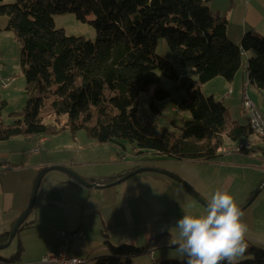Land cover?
Instances as JSON below:
<instances>
[{
  "label": "trees",
  "instance_id": "trees-1",
  "mask_svg": "<svg viewBox=\"0 0 264 264\" xmlns=\"http://www.w3.org/2000/svg\"><path fill=\"white\" fill-rule=\"evenodd\" d=\"M64 14L90 24L96 41L57 29L54 17ZM3 16L20 46L28 100L23 112L13 114L17 120L12 125L2 121L7 103L0 102V142L84 130L98 144L130 143L139 155L156 152L175 161L208 163L222 156L224 134L238 143L253 134L250 124L231 121L227 108L206 98L201 87L216 78L232 82L243 67L244 54L252 52L249 77L264 90V37L247 33L239 45L231 42L227 20L214 15L203 0H16L0 5ZM161 39L197 78L192 81L196 88L178 104L180 112L190 115L176 126L178 132L139 117L140 97L151 86L157 87L150 98L155 112L156 100L170 97L158 72L173 81L178 77L174 65L156 54ZM46 105L54 123H44ZM166 237L151 238L147 248ZM143 252L132 244L110 245V254L94 264H133ZM246 254L251 258L237 264H264L263 249L248 247ZM163 261L160 264H187Z\"/></svg>",
  "mask_w": 264,
  "mask_h": 264
},
{
  "label": "rangeland",
  "instance_id": "rangeland-1",
  "mask_svg": "<svg viewBox=\"0 0 264 264\" xmlns=\"http://www.w3.org/2000/svg\"><path fill=\"white\" fill-rule=\"evenodd\" d=\"M15 2L16 0H3L0 2V5L12 4ZM54 21L56 28L63 29L66 35L69 37H83L93 42L96 41L97 34L94 28L88 23H83L79 21L76 18V16L73 14H64V15L55 16ZM0 27L2 30L0 31V66L4 67V69L0 71V102L4 101L7 103L6 108L1 113V119L2 121H4L6 125H12L15 122V120H17L16 116H13V114L15 113L20 114L21 112H23V110L26 107L28 100L27 90H26L27 85L20 62V56H21L20 46L18 42L15 40V36L12 33V31L7 30L8 27L7 17L5 16L0 17ZM227 37H228V33H227ZM230 39L234 40L233 35H230ZM156 54L160 58L174 65L178 73V77L175 81H173L170 80L168 77H166L163 73L158 72L160 79L162 81V87L170 94V97L164 101L156 100L155 106L159 110V112H155L154 111L155 109L152 107V105H150L151 103L150 98L154 95L157 87L151 86L149 90L147 92H144L140 97L139 117L147 121H151V120L154 121V123H156V125L160 128H166L168 130L178 132L176 126L177 125L180 126L182 124V120L190 118V115L187 112H180L178 110V104L186 100L188 98V92L196 88L192 86V81H195L197 78L192 71L187 70L182 66L180 58L173 54L166 39H161L158 42ZM243 61L244 62L248 61L247 57H245V54L243 56ZM245 68L246 65L244 64V66L241 68V70L238 73L241 79L245 75H247L244 79H242L241 81L242 83H238L236 85V83L235 82L233 83V81L229 82L224 78H216L211 80L209 83L205 84L204 87L202 86L201 91L206 98H214L216 101L221 102L227 108L228 118L231 121H236L242 125L250 124V127L253 131V134L250 135L249 138L239 143L234 142L230 138H228L227 137L228 134L227 135L224 134L221 141V148L219 150V153L223 156L233 154V156L231 157V159L228 160V162L229 163L233 162V165H237L236 169L233 168L232 171V170H228V168H225L223 172L225 174L231 173L235 177V180L233 181V186L229 189L228 192L234 197L235 202L237 203L240 211L243 214L242 222L245 223L248 228V231L245 234V240L247 242L248 247H256L262 243H258L254 241L255 244H253L250 240L260 238V240L263 241L264 239V234L262 232L261 233L256 232L253 226L254 223L253 212L255 210H257L258 212L261 209L262 204L264 203L263 201L264 200V133H262L261 131L255 133V131L253 130L251 123V113L250 110L248 109V104H245L246 100L248 99L245 94H247V96L251 99L248 100L252 102V110L264 117V90H260L256 86V84H254L251 81L249 77V73L244 70ZM177 81L180 83L177 84L176 83ZM221 81H225L227 83L228 88L233 87L228 91L226 95L224 93L227 91L228 88L226 87L225 89L224 84ZM254 90L257 92L256 96ZM45 107L46 108L43 113V117L45 119L44 123L45 124L54 123V119H52L54 118L53 117L54 115H50L47 105ZM61 123L64 124L65 120L62 119ZM59 126L61 127V125ZM31 138L36 139L34 145L33 142L29 140ZM44 138H46L47 141L52 139L55 140L54 143L52 144V148L55 149L62 148L63 151L57 153L60 155L65 154V150L69 148H72L73 150L80 149L81 148L80 146L87 148V151L82 152L80 156L77 157L76 159L77 163H89V162L97 163L98 160L103 162L110 160L112 162L113 159H116L118 162L121 163L126 158H128L126 160L148 162L146 163V165L149 167L143 166V167H136L135 169H130V170L124 169L126 171L120 174L119 175L120 177L115 180L118 184L121 182L124 183L134 182L135 180H131V179H134L133 177L139 174L145 173L143 172V169L156 170L154 168L152 169L151 167L165 168L168 170L171 169L169 171H172V173H168L166 171H163V173L165 174V176H168L173 181H178V183L176 182L175 185L182 183V185L186 187V190L189 191V195L185 197L193 202L192 204L190 203L192 205V208L190 207L191 210L190 214L194 216H199L205 213L208 200L207 198L202 196L198 190H202L204 192L206 188L205 185H208L207 182L206 184L203 182L201 185H199L197 183V179H193L196 182L194 184H197L196 187H194L193 183L183 178L184 182L186 181L184 183L181 176L173 173L179 171L180 167L184 165L183 162L181 161L177 162L164 155H160L159 153L156 152H145L144 154L139 155L138 154L139 150L134 149L130 143H125L124 145V148L127 149L126 153L124 152L119 153L113 148L111 144H101V145L98 144L84 130L77 132L76 135H72L70 130H66L63 132L60 131L59 133L53 136L30 137L29 139L25 137H17L16 139L9 142L7 141L0 142V148H2V150H7L6 152H12V150L16 148L15 145H18V143H20V146H22L23 143H28L30 148H34L33 152L38 154L41 153V151L43 150L42 145L44 143L43 141H45ZM14 141L16 143L15 145H14ZM74 144L77 146L69 147L70 145H74ZM46 150H48V148L44 147V151L41 154H38L37 156L40 155L42 158H45L47 160V156L49 153ZM243 155H250L252 158L245 157ZM87 157L92 158V160L85 162L80 161L81 159ZM184 162H190V161H184ZM111 165L113 164L100 162L98 164H91L80 168H83L84 171L87 173V175H92V174H101L102 171L106 172L107 168L112 169V167L115 166V165L113 166ZM208 166L210 165H203L199 163L186 164L182 172L184 175L190 176L191 178H192L191 176L192 174H196L198 178H201L202 180L206 181L210 177L217 175V173H215V170ZM62 167H64L66 170H59V171L67 172L75 179V177L73 176V174H75L74 172H72L65 166ZM126 167L129 168L130 166H126ZM139 170H142V172L128 178V176L131 173H134ZM81 178L84 179L83 177ZM123 178H125V180H122ZM75 180L78 183H80L77 179ZM110 180L109 181L107 180L105 182L114 181V180L111 181ZM147 183L148 182L144 184ZM221 184L222 181L220 180L215 183H210L207 197L211 198L214 192L217 189L221 188ZM86 187L91 188L90 186H86ZM140 188L145 193L151 191L150 190L151 186L148 185L140 184V186H138V189ZM259 188H260V193L256 195L253 202L250 205H248L246 209L242 210L248 204V201L251 199V197L255 195L254 193L256 192V190ZM83 191L85 192V190ZM40 197L41 196H39L38 199V195H37L35 204L31 212L29 213L23 224L20 226L11 244L7 248L0 250V264H48L44 262V257L46 255H49L52 251L58 250L60 253V257L66 258L67 249L71 247V244H73V242L75 241L85 239V238H75L74 237V235L76 234L75 232L65 231L64 228L61 229L63 231H59V227L60 226L62 227V225H65L68 222L67 220H64L62 218L65 216L66 211H68L67 207L61 205L53 206L51 205V203H49L51 207H48L46 204H43L42 207L40 202L41 201ZM76 208L78 210H82L84 208V205H82L80 208L78 207ZM77 209L75 211L74 208L69 210V212L74 211L71 214V219H73L75 222H79L82 219V216L80 215V211L78 212ZM188 211L189 208H187L185 212ZM167 212H169V214H165V217L162 215H157L156 222L158 223L166 222V223L175 224L176 219L174 215L170 213V210ZM75 213L76 215L74 216V218H72L73 214ZM19 217L16 219V221L19 219ZM87 219L88 218H84V220ZM14 225L12 226V228L14 227ZM95 225L98 226L96 227ZM99 225L100 222L94 224L96 228H99ZM12 228L9 229L8 232H6L9 233L8 239L5 242H2L1 244H5L8 242ZM159 229L160 230L156 232V235H153L151 238L153 239V237L157 235H164V234L167 235V237L164 238L163 241L155 243L154 246L152 247L150 246V248L147 247L149 245V240H151V238H148L143 245L142 243H138L137 248L143 250L144 252L141 253V256L135 257L137 259L135 261V264H143V263L160 264V262H164L163 261L164 259H160L162 258V256L171 257L170 258L171 261L179 260L182 263L184 262V260H187V257L179 250L178 245L173 243L174 241L179 240L178 230L172 228V226L166 227L165 229H162L160 227ZM6 233H4L0 237V240ZM98 235L100 234L98 233ZM53 238H54V242H53ZM169 242L171 244L170 246H169ZM52 243L54 244L51 245ZM127 244H132V243L127 242ZM133 247H135V245H133ZM13 258H14L13 263L6 262L7 259H13ZM83 258L89 260V263H87L84 260L83 261L84 264H92V262H94V260L96 259L94 257L93 259H91L88 254L84 255ZM135 258H133V260ZM249 258H251V255L250 254L247 255L245 251L243 255L238 256L236 258L235 264L245 260H249ZM165 260H169V259H165Z\"/></svg>",
  "mask_w": 264,
  "mask_h": 264
},
{
  "label": "crops",
  "instance_id": "crops-1",
  "mask_svg": "<svg viewBox=\"0 0 264 264\" xmlns=\"http://www.w3.org/2000/svg\"><path fill=\"white\" fill-rule=\"evenodd\" d=\"M203 1L204 5L214 15L223 17L228 21L227 33L229 40L233 43L239 45L242 37L247 33H254L264 37V0ZM230 35H233L234 40L230 39ZM253 56L254 54H252V52L245 53V57H247L248 61ZM248 61H243V66L244 64L246 65V68L244 69L246 72H248ZM246 76L247 75L242 79ZM242 79L239 77V74H237L233 83L235 82L236 85L242 83ZM221 82H223L224 88L226 89L227 83L225 81ZM202 86L204 87L205 85ZM232 88L233 87L228 88L224 94L226 95ZM254 93L256 96L257 92L255 90ZM16 138L10 139L7 142ZM29 138L30 137L27 139ZM29 140L33 142V145L34 142H36L35 138ZM44 140L41 153L44 151V147L48 148V150H46L49 153L47 160L40 155L37 156L41 153H34V148H30L28 143H23V145L20 146V143L15 145L16 143L14 141L16 148H14L12 152H6L7 150H2V148H0V237L12 228L16 219L26 210L38 174L48 167L65 166L75 174L83 177L86 181L96 184L97 186L88 188L78 183L67 172L52 170L43 176L38 194V199L39 196H41L40 202L42 207L43 204H46L48 207H51V205L67 207L68 211H66L65 216L62 218L68 222L65 225H62V227L60 226L59 231H63L61 229L64 228L65 231L68 232L82 231L84 233L85 239L73 242L70 250L74 257L85 260L87 263H89V260L83 258L86 254H88L91 259H93V257L98 258L99 256L110 253V245L120 246L122 243L127 242L132 243L137 248L138 243H142L143 245L148 238L156 235V232L160 230V227L165 229L166 227L172 226V228L176 229L174 223L156 222L157 215L165 217V214H169L167 211L170 210V213L173 214L177 220L184 213L190 214L191 212L190 207L192 208L191 204L193 202L185 197L189 195V191L186 190V187L183 186L182 183L175 185L178 181H173L163 173V171L172 173V171H169L171 169L168 170L165 168L151 167L158 172L149 171L139 174L133 177L134 179H131L135 180L134 182H121L119 184L115 180L112 182H105L114 177L117 178L116 176H119L126 171L124 169L130 170L135 169L136 167H149L146 165L148 162L126 160L128 159L126 158L121 163L116 159H113L112 162L110 160L106 162L98 160L97 163H77V157H79L82 152L87 151V148L83 146H80L81 148L78 150L69 148L65 150V154L60 155L57 153L63 151L62 148H52V144L55 140L52 139L47 141L46 138H44ZM111 145L119 153L127 152V149L124 148V146ZM73 146L77 145L74 144L69 147ZM232 156L233 154L226 156L222 155L219 159L211 163L183 162L184 165L180 167L179 171L173 173L181 176L183 182L184 179L190 181L193 183L194 187H196L197 184H194L196 182L193 179H197L199 185L203 182L206 184L207 182L208 185H205L206 188L204 192L196 189L209 201L211 198L207 196L210 183H215L220 180L222 181L220 189L226 191H229L233 186V181L235 180L233 174H225L223 172L225 168L232 171L233 168L236 169L237 165H233V162H228ZM243 156L252 158L250 155ZM91 160L92 158L87 157L80 161L85 162ZM100 162L113 164L115 166L111 165L113 166L112 169L107 168L106 172L102 171L101 174L92 175H87L84 169L80 168L91 164H98ZM194 163L210 165L208 167L213 168L217 175L210 177L206 181L198 178L196 174H192V178L184 175L182 172L184 166H186V164ZM126 166L130 167L128 168ZM146 182L148 183L144 184ZM140 184L151 186V191L145 193L141 188L138 189ZM82 189L85 190V192ZM49 203H51V205ZM82 205H84L82 210L76 208H80ZM72 208H74V211L76 209L78 212L80 211V215L82 216L81 221L75 222L71 219V214L74 211L69 212V210ZM187 208H189V211L185 212ZM75 215L76 213L73 214L72 218H74ZM84 218L88 219L84 220ZM253 218V226L256 232H262L264 234V203L258 212L257 210L253 212ZM99 222V228H96L98 225H95V227L94 224ZM98 233L101 236L98 235ZM105 235H107V239L105 238ZM250 241L253 244H255L254 241L262 243L256 247L264 250V239L262 241L260 238H256ZM53 244L54 243L51 245ZM170 245L169 242V246ZM170 258L171 257L168 256H162L160 259L171 260ZM136 260V258L133 260V264H135ZM92 264H94V262H92Z\"/></svg>",
  "mask_w": 264,
  "mask_h": 264
},
{
  "label": "clouds",
  "instance_id": "clouds-1",
  "mask_svg": "<svg viewBox=\"0 0 264 264\" xmlns=\"http://www.w3.org/2000/svg\"><path fill=\"white\" fill-rule=\"evenodd\" d=\"M242 215L234 197L217 189L204 214L184 213L175 221L179 240L173 243L187 257V264H235L248 247Z\"/></svg>",
  "mask_w": 264,
  "mask_h": 264
},
{
  "label": "water",
  "instance_id": "water-1",
  "mask_svg": "<svg viewBox=\"0 0 264 264\" xmlns=\"http://www.w3.org/2000/svg\"><path fill=\"white\" fill-rule=\"evenodd\" d=\"M52 170H66L64 167H48L46 168L45 170H43L37 177L35 183H34V187H33V191H32V196H31V200H30V204L28 206V208L24 211V213L19 217V219L16 221L14 227L12 228L11 232H10V237H9V240L7 243L5 244H1L0 243V250L1 249H4V248H7L11 242L13 241L14 237L16 236L20 226L23 224V222L25 221V219L27 218V216L29 215V213L31 212L34 204H35V201H36V198H37V195H38V191H39V188H40V184H41V180H42V177L45 173L49 172V171H52ZM147 171H153V172H158V171H155V170H150V169H143V172H147ZM142 172V170H139V171H136L134 173H131L129 177L135 175V174H138ZM73 176L75 177V179H77L81 184L85 185V186H90V187H97L96 184H92L88 181H86L85 179H82L80 176L78 175H75L73 174ZM122 180H125V178H123ZM178 180V178H177ZM185 183V182H184ZM116 184V183H114ZM109 186V185H108ZM260 193V188L256 190V192L254 193L255 195L251 197V199L248 201V204L242 209H246L248 207V205H250L254 198L256 197V195ZM198 199V198H197ZM200 200V199H199ZM201 201V200H200Z\"/></svg>",
  "mask_w": 264,
  "mask_h": 264
},
{
  "label": "built area",
  "instance_id": "built-area-1",
  "mask_svg": "<svg viewBox=\"0 0 264 264\" xmlns=\"http://www.w3.org/2000/svg\"><path fill=\"white\" fill-rule=\"evenodd\" d=\"M245 95L248 99H250L247 96V94ZM248 99L246 100L245 104H248V109L250 110V113H251V123H253L257 129H264V117H256V112L252 110V102L250 101L251 99L250 100ZM74 237L76 238V235H74ZM71 260L73 259L69 258L68 256L66 258H61L58 250L52 251L49 255H46L44 257V262L48 264H63L64 262H70Z\"/></svg>",
  "mask_w": 264,
  "mask_h": 264
},
{
  "label": "bare ground",
  "instance_id": "bare-ground-1",
  "mask_svg": "<svg viewBox=\"0 0 264 264\" xmlns=\"http://www.w3.org/2000/svg\"><path fill=\"white\" fill-rule=\"evenodd\" d=\"M0 68H2V66H0ZM176 83L179 84L178 81ZM256 117H263V116H261L259 113L256 112ZM252 127H253V130L255 131V133H257L259 131L264 133V131H263L264 129H257L253 123H252ZM75 233H76L75 234L76 238H85V235L82 231H76ZM105 238L107 239V235H105ZM112 246H114V245H112ZM114 247H117V246H114ZM67 256L73 260H71L70 262H64L63 264H84V262H83L84 260H81L80 258H76L71 254L70 248L67 250Z\"/></svg>",
  "mask_w": 264,
  "mask_h": 264
}]
</instances>
